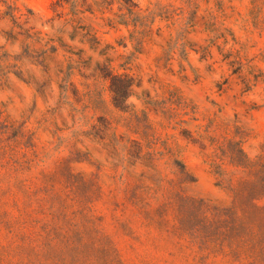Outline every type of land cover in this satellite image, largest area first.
I'll use <instances>...</instances> for the list:
<instances>
[{
    "label": "rangeland",
    "instance_id": "rangeland-1",
    "mask_svg": "<svg viewBox=\"0 0 264 264\" xmlns=\"http://www.w3.org/2000/svg\"><path fill=\"white\" fill-rule=\"evenodd\" d=\"M133 1L0 0V264H264V0Z\"/></svg>",
    "mask_w": 264,
    "mask_h": 264
},
{
    "label": "trees",
    "instance_id": "trees-1",
    "mask_svg": "<svg viewBox=\"0 0 264 264\" xmlns=\"http://www.w3.org/2000/svg\"><path fill=\"white\" fill-rule=\"evenodd\" d=\"M123 1H124V3L129 4L131 6L136 5V3L133 0H123ZM130 84H131V82L128 81L126 84H124V86H122V94H121L122 97H126L128 95L127 91H128ZM113 85H115L114 82H113ZM115 92H118V91L115 90Z\"/></svg>",
    "mask_w": 264,
    "mask_h": 264
}]
</instances>
